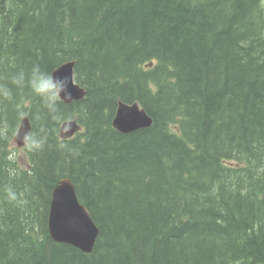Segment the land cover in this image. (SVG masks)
Wrapping results in <instances>:
<instances>
[{"label":"trees","instance_id":"obj_1","mask_svg":"<svg viewBox=\"0 0 264 264\" xmlns=\"http://www.w3.org/2000/svg\"><path fill=\"white\" fill-rule=\"evenodd\" d=\"M263 3L0 0V83L13 93L0 99V264H264ZM69 61L86 96L61 105L67 119L10 84ZM120 102L152 127L117 131ZM19 111L47 130L43 150L14 145ZM75 118L83 131L63 140ZM65 178L100 229L90 254L50 237Z\"/></svg>","mask_w":264,"mask_h":264},{"label":"water","instance_id":"obj_2","mask_svg":"<svg viewBox=\"0 0 264 264\" xmlns=\"http://www.w3.org/2000/svg\"><path fill=\"white\" fill-rule=\"evenodd\" d=\"M75 63L69 62L54 71L57 76H67L70 80L69 91L76 102L82 101L86 91L75 80ZM70 105V104H67ZM66 125L70 127L66 128ZM153 119L141 108L138 103L127 104L120 102L113 120V127L122 134H131L138 130L152 127ZM31 128L29 117L23 118L17 133ZM82 131V126L77 119L67 120L60 128L63 140L74 137ZM15 144L24 148L19 143L17 135ZM49 233L53 241L60 244L73 246L84 253L93 252L100 229L93 221L89 210L79 201L73 182L62 179L52 193V203L49 215Z\"/></svg>","mask_w":264,"mask_h":264},{"label":"clouds","instance_id":"obj_3","mask_svg":"<svg viewBox=\"0 0 264 264\" xmlns=\"http://www.w3.org/2000/svg\"><path fill=\"white\" fill-rule=\"evenodd\" d=\"M10 84L15 88H29L31 93L39 98L47 115L54 122L67 119L62 112V104L67 105L76 103V100L69 91V78L67 76L61 77L55 75V73L47 72L43 70L39 64H34L27 70L20 68L14 72L10 77ZM0 99L8 101L13 100L12 88L7 84L0 83ZM18 115L21 118H26L28 114L24 111H19ZM67 127H70V125H66V128ZM7 135L8 125L6 123L0 124V138H7ZM16 135L19 143L29 152L43 150L48 140L47 130L43 128L39 133L28 128ZM17 158L18 153L15 150L9 151L6 155V159L9 162H15ZM8 171L10 177L16 175L15 169L10 168ZM6 194L11 201L18 200V194L12 186L7 187Z\"/></svg>","mask_w":264,"mask_h":264},{"label":"bare ground","instance_id":"obj_4","mask_svg":"<svg viewBox=\"0 0 264 264\" xmlns=\"http://www.w3.org/2000/svg\"><path fill=\"white\" fill-rule=\"evenodd\" d=\"M9 1H10V0H9ZM7 2H8V1H7ZM9 3H10V2H9ZM7 4H8V3H7ZM12 5H13V4H12ZM3 6H4V5H3ZM8 6H9V5H8ZM0 7H1V6H0ZM1 8H2V7H1ZM4 11H5V9H4ZM7 16H8V15H7ZM5 20H6V19H5ZM69 62H74V61H69ZM69 62H66V63H69ZM66 63H64V64H66ZM74 63H75V62H74ZM64 64H62V65H64ZM62 65H61V66H62ZM61 66H60V67H61ZM58 68H59V67H58ZM58 68H57V69H58ZM57 69H56V70H57ZM74 69H75V67H74ZM53 73H54V72H53ZM75 119H76V118H75ZM71 120H72V119H71ZM61 140H62V139H61ZM24 150H25V149H24ZM58 184H59V183H58ZM55 188H56V187H55ZM55 188H54V189H55Z\"/></svg>","mask_w":264,"mask_h":264},{"label":"rangeland","instance_id":"obj_5","mask_svg":"<svg viewBox=\"0 0 264 264\" xmlns=\"http://www.w3.org/2000/svg\"><path fill=\"white\" fill-rule=\"evenodd\" d=\"M263 4H264V3H263ZM18 154H19L20 156H22V153H21V152H19ZM21 163H25L23 159H21Z\"/></svg>","mask_w":264,"mask_h":264}]
</instances>
